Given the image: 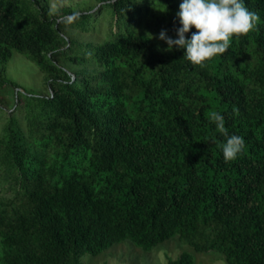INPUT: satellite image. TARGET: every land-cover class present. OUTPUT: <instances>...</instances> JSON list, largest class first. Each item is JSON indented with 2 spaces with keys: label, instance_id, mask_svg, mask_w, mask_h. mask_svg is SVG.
<instances>
[{
  "label": "trees",
  "instance_id": "16d2710c",
  "mask_svg": "<svg viewBox=\"0 0 264 264\" xmlns=\"http://www.w3.org/2000/svg\"><path fill=\"white\" fill-rule=\"evenodd\" d=\"M243 2L255 27L193 65L159 39L178 38L182 0H100L58 19L48 0H0V87L16 86L14 53L46 77L45 94L0 105V264H82L175 237L264 264V0ZM213 112L245 140L228 163ZM168 264L196 263L184 251Z\"/></svg>",
  "mask_w": 264,
  "mask_h": 264
},
{
  "label": "clouds",
  "instance_id": "9594fccd",
  "mask_svg": "<svg viewBox=\"0 0 264 264\" xmlns=\"http://www.w3.org/2000/svg\"><path fill=\"white\" fill-rule=\"evenodd\" d=\"M75 13L68 20L71 22ZM181 27L175 29L178 38H170L165 30L159 34V39L169 46L186 49L184 59L193 65H202L206 60L228 50L232 37L247 34L259 20L257 13L250 11L243 0H182L178 13ZM191 39H186V33L192 28ZM148 37L153 39L149 33ZM217 131L222 133L226 142L221 145L225 163L235 159L244 149L245 140L242 136L228 135L224 117L217 112L211 114Z\"/></svg>",
  "mask_w": 264,
  "mask_h": 264
},
{
  "label": "rangeland",
  "instance_id": "374dc122",
  "mask_svg": "<svg viewBox=\"0 0 264 264\" xmlns=\"http://www.w3.org/2000/svg\"><path fill=\"white\" fill-rule=\"evenodd\" d=\"M91 6H97L92 11H98L102 4L100 0H48L47 7L53 18L64 17L67 11H87ZM67 35L75 39L97 43L104 35L100 33H82L71 28ZM8 78L14 84L0 87V105L9 111H15L19 104L17 92L31 91L45 94L46 77L39 68L19 53H14L7 67ZM75 77V76H74ZM193 254L196 264H228L224 255L218 252L197 253L192 248L182 245L177 237L171 238L149 252H145L128 241L118 243L98 256L85 254L82 264H168V259H176L182 252Z\"/></svg>",
  "mask_w": 264,
  "mask_h": 264
}]
</instances>
